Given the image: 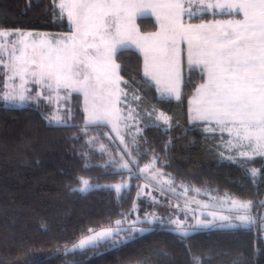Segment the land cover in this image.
I'll use <instances>...</instances> for the list:
<instances>
[{"label": "trees", "instance_id": "16d2710c", "mask_svg": "<svg viewBox=\"0 0 264 264\" xmlns=\"http://www.w3.org/2000/svg\"><path fill=\"white\" fill-rule=\"evenodd\" d=\"M238 16L237 13L202 12L192 22ZM141 32H153L157 24L151 15L135 20ZM69 31L67 17L56 0H0V30ZM114 59L120 66L121 84L129 94L140 96V107L154 105L170 116V125L145 123L137 135L139 164L151 157L174 181L213 189L250 201L260 215L264 203V158L260 155L233 161L219 155L220 135L203 131L200 123L187 121V104L204 74L198 67L183 68L180 98L158 96L143 76V58L132 47L119 48ZM0 71V82L2 78ZM71 119L67 126L50 124L35 106L0 103V264H264V229L260 222L242 228H210L180 237L163 221L141 223L127 242L67 253L88 229L111 226L122 215L151 212L154 202L138 195L134 176L117 198L105 184L123 180L127 171L104 167L105 151L97 149L98 139L107 144L105 125H90L85 134L82 97L70 94ZM95 138L93 143L89 140ZM257 174L252 177L250 169ZM95 185L86 193L72 191L80 179ZM99 185L100 187H96ZM259 218V216H258ZM264 218V217H263Z\"/></svg>", "mask_w": 264, "mask_h": 264}, {"label": "snow or ice", "instance_id": "6c2138e0", "mask_svg": "<svg viewBox=\"0 0 264 264\" xmlns=\"http://www.w3.org/2000/svg\"><path fill=\"white\" fill-rule=\"evenodd\" d=\"M198 3L202 12L213 10L215 13L219 10V14L231 15L236 10L243 18L185 24V14L189 19L196 16L192 0H154L150 4L138 0H61V13H67L70 25L74 28L73 34L59 39L41 37L39 42L33 41L31 44L23 39L12 41L13 48L8 53L10 63L6 65L12 75L8 79L14 83L19 78L20 84L18 89L12 88L4 93V101L9 103L18 99L23 102L27 98L26 94H31L32 90L26 87L28 78H31V82L41 89L36 92V96H42V90L46 89L49 95L45 98L50 103L53 93L57 101L60 99L61 90H65L68 95L78 92L84 96L85 134L90 125L99 127L111 124L112 130L117 131V125L123 119L118 106L122 98L127 103L129 95L121 88V84L127 85V81L119 75L120 66L113 60L117 46H127V41L132 40L144 55V76L158 86L163 82V89L158 87L157 90L162 94L174 95L179 100L178 45L183 41L187 44L189 67L199 66L206 75L205 82L197 89L194 119L215 122L221 132H228L231 137L229 144L235 141L236 146H246L253 154L264 155V0H198ZM146 8L159 10L157 20L160 22V31L148 36H141L137 31L133 39V29L129 28L131 17L133 14H143ZM5 35L0 32V40ZM4 50L5 45L0 44V55ZM0 64H3L2 60ZM5 88H8L7 83ZM133 99L139 100L140 96L133 94ZM68 111L71 119V110ZM134 111L128 107L129 118H133ZM47 119L55 126H67V121L59 115ZM164 119L167 123V118ZM136 130L138 133L141 131L139 128ZM94 140H89V143ZM121 142L124 143L123 139ZM101 150H105L103 145ZM125 153L128 159L124 156L119 160L110 159L104 167H111L117 172L127 171L129 179L133 178L135 168V177L148 181L144 187L153 182H163L169 184V190H172L173 181H162L161 178L167 174L156 167L155 157L141 167L138 151H128L125 144ZM239 154L247 156L248 152L241 151ZM252 171L255 175L256 170ZM79 183L81 186L72 191L86 193L93 188L87 179L81 178ZM104 187L114 189L117 198L121 199L122 190L129 185L121 182ZM203 206L210 207L207 204ZM251 207L250 201L232 199L229 209L231 215L209 212L211 220L197 219L195 225H189L188 228L177 217L169 219V223L174 226L170 230L180 237H187L190 231L250 227L255 223L248 214ZM121 215L123 219H116L114 226L100 230L88 229L91 235L67 248L66 254L108 241L116 244L122 232L128 233V236L119 242H127L134 233L143 234L150 230L137 228V224L160 220L155 215L151 218L146 215L144 220L137 217L124 227L127 217ZM195 264L203 262L195 258Z\"/></svg>", "mask_w": 264, "mask_h": 264}, {"label": "rangeland", "instance_id": "374dc122", "mask_svg": "<svg viewBox=\"0 0 264 264\" xmlns=\"http://www.w3.org/2000/svg\"><path fill=\"white\" fill-rule=\"evenodd\" d=\"M61 0H56V6L58 7L59 11L61 12V9L59 7ZM138 2L143 3V4H150L153 3L154 0H138ZM193 4V9L196 12V15H199L202 13V10L199 7L198 0H192ZM187 6V4H186ZM159 10H153L151 8H146L143 11V14H133L131 17V21L129 24V28L133 29L132 36L133 39L136 37V32L138 31L139 35L141 36H148L150 34L156 33L160 31V22L157 20V13ZM207 12L213 13V10H207ZM67 17V13H63ZM146 15H151L156 24H157V29L156 31L153 32H141L138 29V26L135 22L136 18L139 16H146ZM68 19V17H67ZM184 23L188 24H201V23H213L215 22V19L213 20H208V21H198V22H192L189 20L187 14L183 17ZM69 22V20H68ZM69 31L65 32H56V31H35V30H21V29H1L0 32L6 33L5 37L0 40V44L5 45V50L3 51V54L0 55V60L3 61V64H0V71L2 72V80L0 82V103L4 105H11V106H24V105H31L39 108L43 114V116L46 118V120L49 122V119L54 115H59L63 119H65L67 122L69 121V109L71 110V105H70V95L66 93L65 90H61L59 93L60 99L57 101L56 99V94H52V102L50 103L47 97L49 93L47 92L46 89H43V95L40 97L36 96V92L39 89L38 86L34 85L31 82V78H28L29 82L26 85L27 88L31 89V94H26L27 98L21 102L18 99L14 102H9L6 103L4 101V93L6 91L11 90L12 88H19V78H16L15 82L13 83L12 80H9L8 78L12 75L11 71L9 70L6 65L10 63L9 61V55L8 53L12 50L13 48V43L12 41H20L24 40L26 43L31 44L33 41L39 42L41 37H47L50 39H59L63 37H68L71 36L74 32V28L70 25L69 22ZM19 46V45H17ZM122 47H132L136 50H140L136 47V44L133 43L132 40L127 41V46H117V50ZM178 56L180 60V81H179V91L181 88L182 80H183V68L185 67L186 69L189 68L188 65V60H187V44L183 41L180 42L178 45ZM116 50V51H117ZM144 59V55L142 52H140ZM113 54V60L116 64V60L114 59ZM193 67H198L201 70V67L199 66H193ZM204 74V73H203ZM206 75L204 74V79L202 82L198 83L194 89V92L192 96L188 100L187 104V121L189 123H200L201 125L199 128L203 131H209V132H216L220 135V143L218 146L219 149V155L220 158L222 159H228V160H233V161H241L245 160L254 156H257L259 154H253L252 150L249 149L248 147H239L236 146L235 141L232 142V144H229V140L231 137H229V134L227 131L221 132L219 127L215 124V122H210V121H205V120H199V119H194L196 113L195 109L197 107V89L199 86L205 82ZM151 82V81H150ZM5 83H7L8 88H5ZM151 84L154 86L156 89L157 95L158 96H163L164 97H170V98H175V96H169L167 93H163L161 91H158V87L160 89H163L164 83L162 82L159 86L156 83ZM122 88V86H121ZM81 94V93H79ZM133 93L131 92L128 95L127 98V103L123 101V98L121 100V103L119 104L120 108V115L123 117V119L120 120V122L117 125V131L112 130V125L107 124L105 125V130L103 134L105 135L106 139L108 140L107 144L101 143V140L98 139V145L97 149L101 150V145L104 146V151L106 152L108 156V160L110 159H117L119 160L121 156H124L125 159H128V156L125 153V144L128 146V151H132L133 153H136L135 147L137 146V135L139 134L137 132V128L142 129V125L145 123L149 124H157L161 125L163 128H168L170 125V116L162 111L161 109L155 107L154 105H149V106H142L140 107V104L138 100L133 99ZM137 95V94H136ZM82 97V110L84 113V123H85V112H84V107H85V102H84V96L81 94ZM131 107L134 109L133 113V118H129L128 116V107ZM57 109H59L57 111ZM138 113V115H136ZM152 113L151 116L148 114ZM161 113L164 114L163 117H161ZM71 115V111H70ZM164 117L167 118V123H165ZM128 125V127H125V125ZM119 133V135L117 134ZM121 139H123L124 143L121 142ZM135 140V143L133 142ZM241 151L248 152L247 156H241L239 153ZM264 158V155H260ZM153 160V157L149 158L147 161L144 163L140 164L141 167L145 163H148L149 161ZM156 167L163 173L167 174L165 178H161L162 181L163 179H170L173 181L171 184V189L169 190L170 186L167 183H156L153 182L149 184L148 187H144L145 184L148 183L143 178H139L138 181V194L139 196H143V198L150 199L151 201L154 202V208L151 210V212L145 213L143 216H137L135 213V210H133V213L131 216L127 217V220L124 223V227L128 226V223L131 221L135 220L137 217H139L141 220L145 219V216L147 215L149 218H151L153 215L160 217L159 221H163L166 223H169V219H176L179 217L180 220H183L185 222V228H188L189 225H195L196 220H211L212 217L208 215L209 212H216L218 214L222 215H231L232 213L229 211L231 208V200L235 199L238 202H249L247 200H240L228 193H223V194H217L215 190L213 189H200L196 187H192L189 185H186L184 183L176 182L173 180L170 174L166 173L163 171L160 167ZM253 168L250 169V175L254 177L253 175ZM129 174L125 176L123 180H120L119 182L116 183H109L105 185H115L119 184L121 182H125L128 185L130 184V179L128 178ZM93 185V184H92ZM95 186V185H93ZM163 189V192L161 191ZM187 189V191H186ZM126 190V189H124ZM198 190V191H197ZM123 191V190H122ZM153 197L155 198V201L153 200ZM259 203H264V196L262 199L258 201ZM210 205V207H204L203 205ZM252 205V204H251ZM252 218H254L255 223L259 221L260 226L264 229V209L261 210L259 218L257 214H255L254 211H252V208L250 209L248 213ZM123 219V218H122ZM235 223H238V221H233ZM219 223V222H218ZM111 226H114L112 224ZM173 226V225H172ZM109 227V226H108ZM137 228H144L141 224L136 225ZM174 227V226H173ZM106 228V227H104ZM101 228L97 229L100 230ZM191 232V231H190ZM125 234L122 232L120 235L125 236ZM88 235H91L89 233ZM87 236V235H86ZM85 237V236H84ZM120 237V236H119ZM83 238V237H82ZM118 238V237H117ZM80 240V239H79ZM78 240V241H79ZM77 241V242H78ZM76 242V243H77ZM75 243V244H76ZM73 246V245H72ZM71 246V247H72Z\"/></svg>", "mask_w": 264, "mask_h": 264}, {"label": "crops", "instance_id": "0c3cea01", "mask_svg": "<svg viewBox=\"0 0 264 264\" xmlns=\"http://www.w3.org/2000/svg\"><path fill=\"white\" fill-rule=\"evenodd\" d=\"M226 11V10H225ZM216 12H219V10H216ZM232 13H237L238 16H230V17H226V18H215V21H226V20H235V19H242L243 16L241 13H238L236 10H233ZM158 27V26H157ZM157 29V28H156ZM156 31V30H155ZM139 52H141L140 50H138ZM143 58V57H142ZM143 65H144V59H143ZM143 65H142V72H143ZM143 76H144V72H143ZM145 77V76H144ZM149 82L151 81L152 83H155L154 81L150 80L149 78L145 77ZM150 82V83H151ZM164 96V95H163ZM166 97V96H165Z\"/></svg>", "mask_w": 264, "mask_h": 264}]
</instances>
